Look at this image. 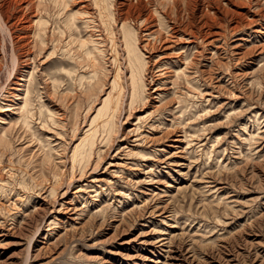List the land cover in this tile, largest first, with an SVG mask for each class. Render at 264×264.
Listing matches in <instances>:
<instances>
[{
    "label": "rangeland",
    "instance_id": "obj_1",
    "mask_svg": "<svg viewBox=\"0 0 264 264\" xmlns=\"http://www.w3.org/2000/svg\"><path fill=\"white\" fill-rule=\"evenodd\" d=\"M95 1L0 0V264H264V0H106L112 46ZM113 52L116 130L72 168Z\"/></svg>",
    "mask_w": 264,
    "mask_h": 264
},
{
    "label": "bare ground",
    "instance_id": "obj_2",
    "mask_svg": "<svg viewBox=\"0 0 264 264\" xmlns=\"http://www.w3.org/2000/svg\"><path fill=\"white\" fill-rule=\"evenodd\" d=\"M96 5L98 6L99 9V19L101 22V25L105 28L107 35L109 37L111 46L114 44V32L112 30V26L110 27V23L115 22L116 17L113 19V17L110 15V13H106L105 9V5H107L106 0H96ZM85 14V13H84ZM77 16V14H73L68 22H67V27L69 26L68 24H72L74 23L75 17ZM118 21V20H117ZM39 25L41 26L44 22L39 21L38 22ZM116 23V22H115ZM44 25V24H43ZM42 25V26H43ZM86 26L88 25L87 23L85 24ZM126 24L124 22L121 23V27L120 30L123 34L122 40H123V45L125 47L126 50V57H125V61L129 70V82H130V93H129V103H128V108L131 110L132 108H134L133 106L137 103L140 102L142 100H144L145 98V80H144V71H145V65L147 64V62L144 60L143 55L141 54L138 46H137V40L136 39H132L130 37H128L127 34V30H126ZM71 28V27H70ZM151 33V32H150ZM214 35V34H212ZM70 36V34H69ZM207 36V35H206ZM216 36V35H215ZM218 36V35H217ZM194 38V37H193ZM201 38V37H200ZM207 38V37H205ZM213 38V37H212ZM211 38V39H212ZM196 39V38H195ZM210 39V37H209ZM214 39V38H213ZM212 39V40H213ZM200 40V39H199ZM202 40V39H201ZM202 43V42H201ZM204 43V42H203ZM209 43V42H208ZM213 43V42H212ZM207 44V43H205ZM215 45V44H214ZM213 45V46H214ZM82 46V44H81ZM145 46V45H144ZM44 47V46H43ZM114 48V47H113ZM146 48V46H145ZM200 48V47H199ZM215 48V47H214ZM262 48V47H261ZM260 48V50H262ZM93 49H96L95 47ZM143 49V48H142ZM211 49V48H210ZM97 50V49H96ZM215 50V49H214ZM253 50L254 49H250ZM259 50V51H260ZM99 51V50H98ZM90 52H86L85 54L88 56ZM200 53V52H199ZM249 53V52H248ZM247 53V54H248ZM251 53V52H250ZM256 53V52H255ZM254 53V54H255ZM117 52H113V65L115 67V72H114V78L111 82V90L110 93L107 95V97L102 101V105L99 109H97V111L95 112L94 117L91 119L88 129L85 131V133L83 134L82 138L80 139V142L74 146L72 153H71V164H72V168H74L75 166H78L79 168H84L88 165V163L90 162V158L92 156V151L94 149L95 146V141H96V135H97V131H102L103 134H105L104 136V140H102L101 138L99 139L100 141H103L104 143H107L111 140V134H113V132L116 130V120H117V116L118 113L120 111V107L122 104V97L123 96V91H124V87L122 84V79H121V66H120V61H119V57L117 55ZM253 54V53H252ZM260 54V53H259ZM246 55V54H245ZM260 56V55H258ZM177 61V60H176ZM157 62V61H156ZM155 62V63H156ZM14 63V60H13ZM153 62V64H155ZM159 63V62H158ZM162 63V62H160ZM152 64V65H153ZM160 65V64H159ZM180 73V72H179ZM178 73V74H179ZM161 74V73H160ZM159 74V75H160ZM180 75V74H179ZM27 107V101H24L23 106L21 107V112L22 113H26L28 114V111L26 109ZM90 110V106L87 108V111H85L86 113H88ZM24 118V117H23ZM28 118V116L26 117ZM26 118H24L25 120V124L28 123V121L26 120ZM152 125V124H151ZM131 132L136 133V138L137 137H141L140 134H137V128H135L134 130H132ZM7 135V134H6ZM5 138V136L3 137V139ZM146 138V137H145ZM144 139V137H143ZM145 140V139H144ZM98 141V138H97ZM181 141V139H180ZM178 142V141H177ZM1 144V143H0ZM3 146V145H2ZM107 150V149H106ZM100 150H98L97 154H100ZM104 152V151H103ZM106 153V152H105ZM128 154H131V152H127ZM103 155V154H102ZM101 156V155H100ZM131 156V155H129ZM169 158V157H168ZM101 158H99L98 160L100 161ZM114 167H117L116 165H113ZM79 170V169H78ZM84 171V169L82 170ZM81 171V172H82ZM83 173V172H82ZM99 181V180H98ZM96 182V181H95ZM93 183V182H92ZM81 191V190H80ZM96 191V190H95ZM94 191V192H95ZM52 192V191H51ZM50 192V193H51ZM76 192V191H75ZM78 192V191H77ZM75 194V193H74ZM73 194V195H74ZM77 194V193H76ZM78 195V194H77ZM98 196V195H97ZM71 202V201H70ZM68 204V203H67ZM71 205V204H70ZM73 205V204H72ZM64 208V207H63ZM72 208V207H71ZM69 210V208H68ZM66 212V211H65ZM70 213V212H69ZM77 214V213H76ZM72 215V214H71ZM74 216V214H73ZM75 220V219H73ZM72 220V221H73ZM60 221V220H59ZM29 226V225H28ZM76 230V229H75ZM74 230V231H75ZM3 234V233H2ZM1 234V235H2ZM4 235V234H3ZM65 235V234H64ZM30 236V235H29ZM61 237V236H60ZM59 237V238H60ZM2 242V241H1ZM2 246L3 244L0 243Z\"/></svg>",
    "mask_w": 264,
    "mask_h": 264
}]
</instances>
